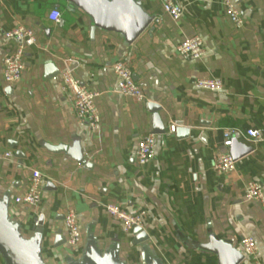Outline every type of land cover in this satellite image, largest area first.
I'll use <instances>...</instances> for the list:
<instances>
[{"label":"crops","instance_id":"obj_1","mask_svg":"<svg viewBox=\"0 0 264 264\" xmlns=\"http://www.w3.org/2000/svg\"><path fill=\"white\" fill-rule=\"evenodd\" d=\"M136 1L162 21L126 44L101 30L93 38L90 18L64 0H0V199L11 192L10 214L26 237L44 217L46 264L81 255L66 243L55 248L58 231L65 240L69 210L76 212L84 238L90 228L102 247L117 239L122 258L140 264V247L108 216V205L146 212L144 230L164 264H218L199 248L211 235L239 251L243 238H253L264 262V210L244 198L248 182L264 188V0H234L242 29L226 16L224 0H173L182 10L178 21L164 14L167 0ZM54 8L61 11V27L49 19ZM20 25L34 31L36 43L26 52L20 81L9 86L4 60L16 42L5 35ZM194 36L203 39L206 54L184 60L177 46ZM118 61L129 64L145 101L120 94L113 72ZM64 71L99 94L100 130L76 117L72 96L62 88ZM199 79L220 80L224 90H198ZM150 103L162 108L165 134L155 135V159L140 167L136 148L153 132ZM178 124L186 131L170 134ZM228 128L257 130L261 140L241 142L253 151L236 161L234 173L220 175L214 161L227 152ZM60 146L80 147L87 166L49 150ZM35 170L45 180L42 203L14 204ZM241 264L253 263L244 258Z\"/></svg>","mask_w":264,"mask_h":264},{"label":"built area","instance_id":"obj_2","mask_svg":"<svg viewBox=\"0 0 264 264\" xmlns=\"http://www.w3.org/2000/svg\"><path fill=\"white\" fill-rule=\"evenodd\" d=\"M225 14L237 29H242L245 25L244 18L236 6L234 0H224ZM164 14L178 21L182 16L181 8L173 2L167 0L163 6ZM49 19L56 26L64 25L61 11L54 8ZM162 17H154L151 25H158ZM150 25V26H151ZM6 39L16 42L15 50L5 58L3 80L6 85L12 86L20 81L24 68L25 56L28 49L36 43L35 33L32 29L20 25L5 35ZM178 55L184 60L198 61L206 54L203 39L194 36L184 40L177 46ZM113 72L118 81L120 94L124 97L134 99L139 102L145 101L144 90L140 83L134 79V74L127 62L118 61L113 66ZM62 88L72 96L73 109L76 117L86 122L92 131L101 128V116L98 107L99 94L87 89L74 77L70 71L61 74ZM198 90L212 93H221L224 90L223 82L216 79H199L195 82ZM170 134L176 132V127L171 126ZM258 142L261 140V133L257 130H241L239 128H228L223 131V146L227 152L218 155L214 161V171L220 175H229L236 170V161L230 155L229 150L234 141ZM157 137L148 135L143 138L135 151V158L140 167L148 166L156 156ZM11 153L6 154V158H12ZM44 176L38 170L32 172L27 191L14 199V204L37 207L42 203L44 190ZM245 201L258 204L264 210V188L257 181L248 182L244 189ZM108 216L122 224L125 232L132 233L136 227L144 228L146 212L132 213L116 205L106 206ZM37 225V224H36ZM66 246L72 250H82L84 235L79 226L78 217L75 211L69 210L64 218ZM240 251L245 259L253 264H264L259 255V248L253 238H243L240 242Z\"/></svg>","mask_w":264,"mask_h":264},{"label":"water","instance_id":"obj_3","mask_svg":"<svg viewBox=\"0 0 264 264\" xmlns=\"http://www.w3.org/2000/svg\"><path fill=\"white\" fill-rule=\"evenodd\" d=\"M75 10H79L88 16L92 22L91 35L97 30L118 34L126 44L134 43L151 25L153 18L143 9L141 2L136 0H64ZM73 66L68 63V66ZM52 69V64L49 70ZM52 72V71H51ZM58 73V72H57ZM52 72L51 74L56 75ZM152 114L153 132L152 135L165 134V127L160 119L159 112L162 108L156 104L148 105ZM183 124H178L176 130L182 129ZM54 153H65L74 161L84 166L87 162L84 159L80 147L68 148L60 146L50 148ZM253 151L241 142L234 141L229 153L235 161L241 159ZM17 156H21L19 153ZM50 185V184H48ZM11 192H5L0 199V259L3 264H46L44 261L45 231L44 217L38 220L32 236L26 237L23 227L10 214ZM132 246L140 247V264H164L158 257L149 241L150 236L144 228L136 227L132 233ZM66 243L62 238V232L58 231L55 238V248ZM202 251L215 255L218 264H241L244 256L233 245L219 240L211 235L208 243L200 245ZM121 245L117 239L106 247L100 245L90 228L86 230L81 255L78 258L68 256L66 264H129L121 256Z\"/></svg>","mask_w":264,"mask_h":264}]
</instances>
